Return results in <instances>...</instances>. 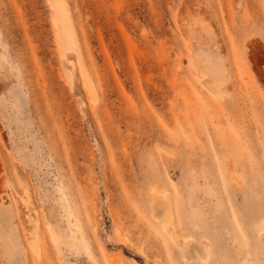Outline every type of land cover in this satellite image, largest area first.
I'll list each match as a JSON object with an SVG mask.
<instances>
[{
  "label": "rangeland",
  "instance_id": "rangeland-1",
  "mask_svg": "<svg viewBox=\"0 0 264 264\" xmlns=\"http://www.w3.org/2000/svg\"><path fill=\"white\" fill-rule=\"evenodd\" d=\"M0 264H264V0H0Z\"/></svg>",
  "mask_w": 264,
  "mask_h": 264
},
{
  "label": "bare ground",
  "instance_id": "bare-ground-1",
  "mask_svg": "<svg viewBox=\"0 0 264 264\" xmlns=\"http://www.w3.org/2000/svg\"><path fill=\"white\" fill-rule=\"evenodd\" d=\"M62 6H63V8L61 7V5H59V8L57 9V11L55 12V14H54V23H55V26H56V30H57V32H58V36H59V38H60V42H61V44H62V46H63V50L65 49H72V50H74L75 52H77V54H78V59L80 60V62L82 61V59L80 58V53H79V49H78V44H77V41H76V39H75V32L74 31H71L70 32V28H71V23H70V20H69V17L67 16V9L64 7V4H62ZM69 33V34H68ZM67 35H69V36H71V40L70 39H68L67 38ZM83 66V65H82ZM83 68V67H82ZM85 73H86V70L84 69L83 70ZM83 72V73H84ZM88 80H90V79H88ZM88 83H89V81H88ZM92 84L90 83L89 84V89H92V88H90V86H91ZM92 87V86H91ZM25 203V202H24ZM23 203V204H24ZM26 205V204H25ZM239 222L241 221V220H238ZM249 222V221H248ZM67 223H68V225L69 226H75L76 227V225L75 224H73V223H71L70 221H67ZM241 223V222H240ZM244 223V222H243ZM250 223V222H249ZM246 225H247V223H246ZM169 226V223H168V221L167 222H163V225H162V227L164 228V229H167V227ZM249 226V225H248ZM169 228H171V229H173L172 227H169ZM170 230V229H169ZM168 230V231H169ZM171 231V230H170ZM61 232V231H60ZM235 232V231H234ZM237 232V231H236ZM260 232V230H258V232H255V233H259ZM62 234H60V233H58V239H61V240H67L68 242H72V238H71V236L70 235H67V234H65V233H63V232H61ZM172 233V232H171ZM170 233V234H171ZM255 233H254V235H255ZM175 234H177L176 232H174V233H172L171 235L173 236V235H175ZM251 234V233H250ZM258 235H260V234H258ZM176 236V235H175ZM234 236H235V234H234ZM237 236V235H236ZM243 236H244V233H243ZM174 237V236H173ZM177 237H178V235H177ZM177 237H174V239H177ZM255 238L257 237V235L256 236H254ZM254 237H251L253 240H254ZM237 239H238V236H237ZM183 242H185L184 240H183Z\"/></svg>",
  "mask_w": 264,
  "mask_h": 264
}]
</instances>
